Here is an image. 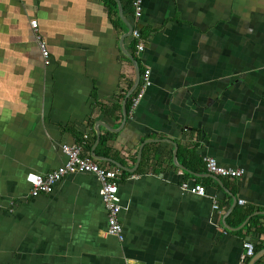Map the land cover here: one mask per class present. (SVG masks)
Returning a JSON list of instances; mask_svg holds the SVG:
<instances>
[{
  "label": "crops",
  "instance_id": "0c3cea01",
  "mask_svg": "<svg viewBox=\"0 0 264 264\" xmlns=\"http://www.w3.org/2000/svg\"><path fill=\"white\" fill-rule=\"evenodd\" d=\"M128 22L146 41L139 84ZM84 141L124 172L123 240L95 174L30 193V172ZM247 240L264 249V0H144L138 21L130 0H0V264H239Z\"/></svg>",
  "mask_w": 264,
  "mask_h": 264
},
{
  "label": "built area",
  "instance_id": "2783aa9c",
  "mask_svg": "<svg viewBox=\"0 0 264 264\" xmlns=\"http://www.w3.org/2000/svg\"><path fill=\"white\" fill-rule=\"evenodd\" d=\"M143 3L144 0H132L135 21L140 20L143 15ZM31 26L37 30L38 21L32 20ZM130 36L135 45V53L139 55L145 50L146 47V41L142 35L141 29L134 24ZM38 42L44 57V62L46 65H48L51 63V58L47 43L45 40L41 39L39 35ZM151 84V70L145 69L142 74V83L135 97L133 98L134 105L137 104L138 100L143 96L146 88ZM84 137L86 138L87 135L85 134ZM85 143L86 142L84 141L83 143L64 144L62 149L67 156V160L57 169L52 170L47 174L30 172L26 176L27 181L31 185L30 193L32 196L52 193L55 190L56 185L69 174H95L100 181L99 193L107 210V234L117 237L119 240H123V225L120 220V213L123 207L119 195V185L124 172L118 167L110 168L103 166L93 158L84 155ZM204 163L207 170L215 175L225 177H241L244 174V170L242 169L220 165L217 159L212 156H206L204 158ZM134 177H138V175L132 174L130 176V178ZM181 190L183 192H190L200 196L207 195L206 186L203 184H192L188 181L183 182L181 185ZM219 207V202L217 200H213V208L219 209ZM243 246L244 252L240 257L239 264H248L249 260L255 255V243L247 240L244 242Z\"/></svg>",
  "mask_w": 264,
  "mask_h": 264
},
{
  "label": "water",
  "instance_id": "95a60500",
  "mask_svg": "<svg viewBox=\"0 0 264 264\" xmlns=\"http://www.w3.org/2000/svg\"><path fill=\"white\" fill-rule=\"evenodd\" d=\"M121 12H123L122 8H121ZM128 26H129V31L132 32V29H133V25L131 23H127ZM127 36L129 34H126ZM128 57L136 64V67H137V72H138V77H137V84H139L140 82V75H141V70H140V66H139V63H138V60L134 57V55L132 53H130L128 55ZM121 165V164H120ZM179 166H182L184 168L183 165H180ZM262 256H264V249L260 250L257 254L254 255V257H252L251 261L249 262V264H254L256 262V260H258L259 258H261Z\"/></svg>",
  "mask_w": 264,
  "mask_h": 264
},
{
  "label": "trees",
  "instance_id": "16d2710c",
  "mask_svg": "<svg viewBox=\"0 0 264 264\" xmlns=\"http://www.w3.org/2000/svg\"><path fill=\"white\" fill-rule=\"evenodd\" d=\"M131 1V4H132V0H130ZM115 3V2H114ZM143 34V33H142ZM134 47H135V45H134ZM134 55V57L137 59V54L136 53H134L133 54ZM102 142H104V140L102 139ZM87 148H88V146H87ZM194 165H193V163L192 162H188V168H196L195 166L193 167Z\"/></svg>",
  "mask_w": 264,
  "mask_h": 264
},
{
  "label": "clouds",
  "instance_id": "9594fccd",
  "mask_svg": "<svg viewBox=\"0 0 264 264\" xmlns=\"http://www.w3.org/2000/svg\"><path fill=\"white\" fill-rule=\"evenodd\" d=\"M254 257V256H253Z\"/></svg>",
  "mask_w": 264,
  "mask_h": 264
}]
</instances>
